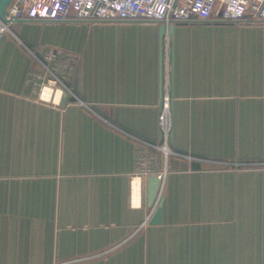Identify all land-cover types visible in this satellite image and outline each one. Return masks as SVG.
Returning a JSON list of instances; mask_svg holds the SVG:
<instances>
[{"label": "crops", "instance_id": "obj_1", "mask_svg": "<svg viewBox=\"0 0 264 264\" xmlns=\"http://www.w3.org/2000/svg\"><path fill=\"white\" fill-rule=\"evenodd\" d=\"M0 264H264V21L13 23Z\"/></svg>", "mask_w": 264, "mask_h": 264}, {"label": "built area", "instance_id": "obj_2", "mask_svg": "<svg viewBox=\"0 0 264 264\" xmlns=\"http://www.w3.org/2000/svg\"><path fill=\"white\" fill-rule=\"evenodd\" d=\"M22 17L57 20L149 19L155 21H264V0H12L0 37ZM49 53V59L54 57ZM171 96L162 100L159 125L168 141L172 130ZM166 154L170 152L164 146ZM139 174H152L150 160L139 156ZM163 173L159 175L162 176Z\"/></svg>", "mask_w": 264, "mask_h": 264}, {"label": "water", "instance_id": "obj_3", "mask_svg": "<svg viewBox=\"0 0 264 264\" xmlns=\"http://www.w3.org/2000/svg\"><path fill=\"white\" fill-rule=\"evenodd\" d=\"M12 0H0V20L5 21L6 20V13L8 11L9 5L11 4ZM166 28V25L164 26ZM161 180L157 176H151L150 177V186H149V198L150 201H154L159 188H160ZM161 214H162V208L159 207L155 213V216L153 218V222H160L161 221Z\"/></svg>", "mask_w": 264, "mask_h": 264}]
</instances>
